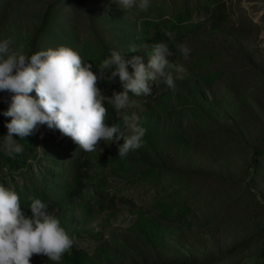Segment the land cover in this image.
<instances>
[{
  "label": "rangeland",
  "instance_id": "374dc122",
  "mask_svg": "<svg viewBox=\"0 0 264 264\" xmlns=\"http://www.w3.org/2000/svg\"><path fill=\"white\" fill-rule=\"evenodd\" d=\"M221 5H203L206 17H190L202 23L195 33H183L172 52V62L186 69L175 89L161 84L151 95L132 97L146 128L143 146L125 158L118 156L117 143L101 141L93 153L78 149L88 173L83 186L66 193L49 189L57 204L52 214L76 240L59 264L73 260L74 251L88 255L90 264L207 263L236 247L234 264H264V178L258 173L264 149V0ZM146 19L137 8L111 0H12L0 40L11 37L13 47L24 45L28 55L60 45L86 54L92 22L111 51L125 59L139 55L147 64L153 43L144 32ZM178 44L190 49L186 58ZM132 45L141 51L129 52ZM7 97L0 92V107ZM120 122L116 114L109 125ZM56 134L41 126L31 135L42 160L34 164L33 178L47 168L45 154L62 164L72 158L56 150ZM66 183L75 187L73 176ZM203 183L215 189L213 198H200ZM31 264L54 262L33 255Z\"/></svg>",
  "mask_w": 264,
  "mask_h": 264
},
{
  "label": "clouds",
  "instance_id": "9594fccd",
  "mask_svg": "<svg viewBox=\"0 0 264 264\" xmlns=\"http://www.w3.org/2000/svg\"><path fill=\"white\" fill-rule=\"evenodd\" d=\"M111 2L139 11L150 7V0ZM13 44L11 37L0 40V92L10 97L2 114L11 118L0 146L13 159L24 151L13 136L23 139L40 126L58 130L85 153L96 152L101 141L117 143L118 156L125 158L143 146L146 134L136 111L139 103L132 97L151 95L153 86L161 84L174 90L176 80L186 74L183 65L172 62L173 53L164 42L150 46L147 64L139 55L125 59L121 52L112 50L98 66L99 75L71 47L60 45L28 55L24 45L14 48ZM177 49L185 58L189 55L186 45L178 44ZM138 51L141 49L136 45L129 48V52ZM116 77L123 90L113 92L110 98L104 96L99 81ZM105 101L115 109L120 123L109 125ZM121 139L123 143H119ZM28 199L31 215L22 211L18 193L0 184V264H31L33 255L59 264L75 245V237L61 226L45 202L34 196Z\"/></svg>",
  "mask_w": 264,
  "mask_h": 264
},
{
  "label": "trees",
  "instance_id": "16d2710c",
  "mask_svg": "<svg viewBox=\"0 0 264 264\" xmlns=\"http://www.w3.org/2000/svg\"><path fill=\"white\" fill-rule=\"evenodd\" d=\"M11 1L12 0H0V23L5 16L7 5ZM207 4L220 7L222 6V0H150L149 8L152 9L148 8L147 11H140L142 16L146 14L147 19L143 22V28L145 34H149L147 35L149 37L148 41L152 43L164 42L168 45L170 51L173 52L183 33H195L199 29L200 23L202 22L196 18L192 21L190 17L195 12L199 13L203 18L206 17V8H203V5ZM63 10L64 9H59L55 11L54 19L57 18L58 14ZM152 12H154V16L151 15ZM57 22L58 21H55V23ZM89 29L90 34L86 40L87 43L91 42L92 45L90 48L92 50L86 49V52H88L86 54H84V51L79 50V54L81 57L86 56L87 62L93 65L92 70L99 75L98 66L103 59L110 55L111 48L100 36H98L96 29L92 26V22L89 25ZM47 36H49V34H47ZM84 45L87 46L86 44ZM98 85L103 87L107 94H113V92H120L123 90L119 77L113 80H100ZM5 101L10 102L9 95L0 107V138H3L7 134L5 125L10 122L11 119L2 114L8 108V102ZM104 103L106 104L105 107L108 109L107 119L110 123L116 118L115 109L111 104H108L107 101ZM43 127L50 130L46 126ZM56 132V138L58 139V147L56 150L66 153L68 157L72 156V158L70 160L67 159L66 162L62 164L60 160L58 161V159L50 157L49 154H45L43 158L47 161V168L44 169L41 167L42 169L37 174V179L43 183V187H40L37 183V179L31 176L32 172H34V164L38 166L41 164L40 161H42L39 159L37 148L35 147V137H31L30 135L21 139L19 136H13V139L23 144L24 148L23 153L17 154L14 159L9 157L2 146H0V184H3L5 187L11 185L12 190L18 193L22 211L26 215H31L29 209L30 200L28 199L30 196H34L45 202L48 206V210L52 213L57 208V204L53 194L49 192L50 188L56 186L57 190L62 189L64 193L72 190L76 192L78 188L80 189L83 186V181L88 178L87 171H84L86 166L84 163L80 162V158L77 156L76 151H78L79 146L69 137L61 135L58 130H56ZM0 145H2V140H0ZM259 156L260 160L258 163L261 164V167L258 173L261 174L259 177L264 178V149L259 152ZM255 163H257V161H255ZM64 165L65 169L63 167ZM53 170H57L58 172L56 173V177H52ZM68 176H73L75 187L66 183ZM204 184L205 183L202 185L203 189L200 193V198H213L215 196V189L212 187L205 188ZM182 211L184 212L186 210L183 209ZM237 255L238 249L236 247L218 261H210L207 263L162 261L158 264H234L237 261ZM262 258L264 259V250ZM87 259L88 255H84V253L79 251H74L73 260L65 264H90Z\"/></svg>",
  "mask_w": 264,
  "mask_h": 264
}]
</instances>
